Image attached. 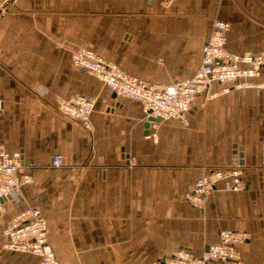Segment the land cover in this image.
<instances>
[{"label": "crops", "instance_id": "crops-1", "mask_svg": "<svg viewBox=\"0 0 264 264\" xmlns=\"http://www.w3.org/2000/svg\"><path fill=\"white\" fill-rule=\"evenodd\" d=\"M0 8V150L19 151V174L31 175L0 201V252L7 222L32 206L64 264H151L178 249L198 256L222 229L247 233L243 264H264V87L220 92L214 82L194 98L186 125L146 126L140 103L71 60L86 47L150 83L183 80L198 69L214 19L229 23L232 53L264 51V0H0ZM254 80L264 83V68ZM71 95L97 99L91 131L56 111V98ZM235 163L243 189L222 179L202 208L186 201L206 170ZM0 264L39 257L4 249Z\"/></svg>", "mask_w": 264, "mask_h": 264}, {"label": "built area", "instance_id": "built-area-1", "mask_svg": "<svg viewBox=\"0 0 264 264\" xmlns=\"http://www.w3.org/2000/svg\"><path fill=\"white\" fill-rule=\"evenodd\" d=\"M228 29V22L214 19L202 46L200 65L194 75L166 84H153L130 75L86 47H77L71 54V60L74 66L98 78L116 95L140 103L147 117L160 120L174 118L186 125L194 98L207 91L214 82L224 85L220 92L264 87V83L254 80L264 68V51L232 53L226 47ZM218 93L210 92L208 96L214 97ZM96 101V98L84 95L57 97L55 109L91 131L90 115ZM147 136L154 137L155 134ZM51 162L54 167H61L62 156L53 155ZM23 166L24 160L19 151L9 153L4 149L0 150V201L31 181V175L19 174ZM222 179H229L230 188L234 191L245 187L238 163L224 168H212L196 180L194 187L185 195L186 201L194 207L202 208L206 194ZM4 234L5 250L36 255L39 257V264H64L55 257L48 243L47 220L39 208L28 206L17 213L7 222ZM247 238L244 231L222 229L219 231V241L206 247L198 256L187 249H178L170 256L151 264H243L238 245Z\"/></svg>", "mask_w": 264, "mask_h": 264}, {"label": "water", "instance_id": "water-1", "mask_svg": "<svg viewBox=\"0 0 264 264\" xmlns=\"http://www.w3.org/2000/svg\"><path fill=\"white\" fill-rule=\"evenodd\" d=\"M158 120H160V119H159V118H154V117L149 116V117L147 118L146 126H149V123H150V122H152V121H158ZM239 156L241 157V153L239 154ZM235 158H236V157H235ZM238 162H240V160H239ZM3 250H4V249H3ZM3 250H2V251H3ZM2 251H1V252H2ZM1 252H0V253H1Z\"/></svg>", "mask_w": 264, "mask_h": 264}, {"label": "rangeland", "instance_id": "rangeland-1", "mask_svg": "<svg viewBox=\"0 0 264 264\" xmlns=\"http://www.w3.org/2000/svg\"><path fill=\"white\" fill-rule=\"evenodd\" d=\"M0 9H1V11H0L1 13H0V14H2V12H3L4 10H3L2 8H0Z\"/></svg>", "mask_w": 264, "mask_h": 264}]
</instances>
